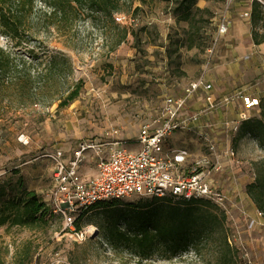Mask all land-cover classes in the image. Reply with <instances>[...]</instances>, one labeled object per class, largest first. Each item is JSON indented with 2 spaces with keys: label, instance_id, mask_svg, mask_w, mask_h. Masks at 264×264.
<instances>
[{
  "label": "rangeland",
  "instance_id": "rangeland-1",
  "mask_svg": "<svg viewBox=\"0 0 264 264\" xmlns=\"http://www.w3.org/2000/svg\"><path fill=\"white\" fill-rule=\"evenodd\" d=\"M182 1L121 0L116 16L125 20L119 28L105 31L100 16L94 25L82 19L75 24V52L65 48V42L70 40L57 34L48 35V40L36 47L40 53L45 50L50 55L68 54L81 92L66 107L55 103L23 109L0 108V186H17L21 179L24 187L35 191L50 208L54 171L50 155L56 150L71 154L80 142L102 138L111 130H118L122 139H136L143 125L161 115L167 96L179 95L206 71L208 51L213 48L226 0H193L191 22L179 17L185 6L180 5ZM122 28L128 29V34L117 45ZM221 41L215 54L223 51ZM0 45L11 47L1 37ZM31 47L13 49L23 54ZM213 63L212 59L208 72ZM256 107L253 106V113ZM87 155L81 172L83 177H92L96 159L91 152ZM107 204L108 207L85 215L80 222L84 236L80 238L71 237L58 216L42 231L1 227L0 247L9 250L3 262L22 264L20 252L28 243L34 247L30 264H264L263 255L252 249V238L247 233L240 230V237L229 243L231 250L224 244L234 232L230 219L241 217L239 210L222 221L223 226L213 240L177 257L165 259L157 254L140 263L126 252L116 254L97 229L104 222L107 209L129 214L146 204L155 206L157 200L131 197ZM225 254H230V261L224 260Z\"/></svg>",
  "mask_w": 264,
  "mask_h": 264
},
{
  "label": "trees",
  "instance_id": "trees-1",
  "mask_svg": "<svg viewBox=\"0 0 264 264\" xmlns=\"http://www.w3.org/2000/svg\"><path fill=\"white\" fill-rule=\"evenodd\" d=\"M120 1L0 0V37L11 45H0V108L23 109L55 103L66 107L76 101L81 84L74 79L72 59L64 53L50 55L45 50L40 53L36 47L48 40V35L57 34L69 39L65 48L75 52V24L82 19L94 25L100 21V16L105 31L119 28L115 16L121 10ZM192 2L183 0L180 3L185 5L179 16L181 20L192 21L189 15ZM251 22L255 44L264 43V8L256 2H252ZM127 34L128 29L122 28L116 44L120 45ZM24 46L32 47L23 54L16 51ZM65 87L69 90L66 91ZM258 110L259 116L243 122L236 138L251 136L258 141L263 152V156L252 163L254 181L247 185L246 193L264 216V97ZM155 200V206L146 204L129 214L107 209L104 222L97 229L114 253L126 252L140 263L157 254L171 259L213 240L215 232H220V225L223 226L222 221L227 220L226 213L208 201ZM104 207L108 204L98 203L91 210ZM88 213L77 219V231H82L80 222ZM55 217L35 191L24 187L21 179L14 187L9 183L0 186V228L42 231ZM227 240L224 244L231 250ZM33 248L28 243L22 246V264L32 262ZM6 254H9L8 248L0 247V264H5L3 256ZM229 257L230 254L223 256L226 262L230 261Z\"/></svg>",
  "mask_w": 264,
  "mask_h": 264
},
{
  "label": "built area",
  "instance_id": "built-area-1",
  "mask_svg": "<svg viewBox=\"0 0 264 264\" xmlns=\"http://www.w3.org/2000/svg\"><path fill=\"white\" fill-rule=\"evenodd\" d=\"M237 1L226 0L225 11L219 17L213 48L208 51L206 71L184 87L179 95L167 96L161 115L155 121L143 125L135 140H124L120 138L118 130H111L102 138L80 142L71 154L56 150L49 156L54 165L50 208L63 220L64 229L71 237L84 236V231L76 230L75 223L96 204L131 197L170 198L183 202L203 200L219 207L227 218L230 216L231 200L220 186L217 176L224 170V160L235 166L241 164L237 152L229 146L219 150L217 141L207 131L196 133L207 153L195 158L187 171L184 165L191 158V153L183 148H169L168 140L176 133L192 132L193 126L203 116L237 102L244 105V110L236 120L226 123L230 133L236 135L243 122L251 118L249 111L252 103L245 90H237L218 99L212 93L213 85L207 80V69L220 40L229 32V15ZM249 1L264 8V0ZM115 20L122 24L125 18L116 16ZM200 92L205 94V105L189 115L190 103ZM207 128L212 129L213 125ZM246 137L259 148L256 139L249 135ZM131 143L139 147V150H131ZM88 152L96 159L97 174L85 178L81 170L88 159ZM238 210L242 218L246 219L247 213L241 208ZM230 220L234 232L228 237V242L232 244V240L236 241L240 237V228L236 217Z\"/></svg>",
  "mask_w": 264,
  "mask_h": 264
},
{
  "label": "crops",
  "instance_id": "crops-1",
  "mask_svg": "<svg viewBox=\"0 0 264 264\" xmlns=\"http://www.w3.org/2000/svg\"><path fill=\"white\" fill-rule=\"evenodd\" d=\"M234 7L235 9L229 15L231 20L229 32L221 39L223 51H218L214 55V63L207 74V80L213 85L212 93L218 99L237 90H245L252 103L250 116L258 117V104L264 97V43L255 44L252 36V2L238 0ZM258 31L262 33L260 28ZM204 97L205 94L200 92L191 101L189 115L196 113L205 105ZM254 105L257 106L255 113L252 111ZM243 110L244 105L237 102L203 116L193 126L192 132H180L170 137L168 147L189 150L192 156L184 165L187 171L195 158L207 153L202 140L196 133L207 131L217 141L219 150L229 146L237 152L241 164L235 166L230 161L224 160V170L218 174L217 179L230 197L232 211L236 212L238 208H241L247 213L246 219L242 216L237 217L239 228L244 235L247 233L251 236L252 249L258 250V253L264 257V216L260 214L246 193L247 185L254 181L252 163L260 159L263 152L247 137L236 138L238 133L231 134L226 126V123L236 120ZM209 125H213V128L208 129ZM124 140H131V138ZM129 147L139 148L133 143ZM92 172L95 176L96 168Z\"/></svg>",
  "mask_w": 264,
  "mask_h": 264
},
{
  "label": "bare ground",
  "instance_id": "bare-ground-1",
  "mask_svg": "<svg viewBox=\"0 0 264 264\" xmlns=\"http://www.w3.org/2000/svg\"><path fill=\"white\" fill-rule=\"evenodd\" d=\"M89 230H92V231H93V230H94V228H91V229H89Z\"/></svg>",
  "mask_w": 264,
  "mask_h": 264
}]
</instances>
